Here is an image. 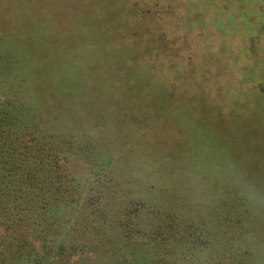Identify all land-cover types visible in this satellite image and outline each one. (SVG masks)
<instances>
[{
    "label": "rangeland",
    "instance_id": "374dc122",
    "mask_svg": "<svg viewBox=\"0 0 264 264\" xmlns=\"http://www.w3.org/2000/svg\"><path fill=\"white\" fill-rule=\"evenodd\" d=\"M2 72L9 98L22 79L28 99L81 105L78 124L48 127L96 148L98 165L72 159L62 173L72 190L55 232L77 248L47 264H151L169 218L205 223L204 241L231 236L220 196L246 202L228 179L264 187V0H0ZM236 224L234 242L263 256L264 207Z\"/></svg>",
    "mask_w": 264,
    "mask_h": 264
},
{
    "label": "trees",
    "instance_id": "16d2710c",
    "mask_svg": "<svg viewBox=\"0 0 264 264\" xmlns=\"http://www.w3.org/2000/svg\"><path fill=\"white\" fill-rule=\"evenodd\" d=\"M10 75L4 72L0 74V91L1 86L12 88L9 82L15 78H10ZM1 80L8 81L3 85ZM21 80V83L18 82L20 88L25 86L22 90L27 86H30L26 88L28 91L35 89L32 82L30 85V82ZM22 90L19 91L22 97L17 100L0 92V264H47L49 257L68 262L67 259L74 254L72 249L75 251L77 246L58 240L55 232L59 212L57 207L61 204L66 206L70 202L72 190V184L67 179L63 180V172L72 159L83 162L88 160L92 165H98L94 159H90L94 158L91 152L96 148H91L94 147L90 145L91 141L85 143L84 139L73 140V135L67 131L68 137H62L65 130L58 124L48 127L53 121L66 126L78 124L82 120L81 105L71 104L67 97L49 96L45 91L40 93L43 99L39 102L35 100L38 92L32 91V99H28L23 95L28 92L23 93ZM43 105L51 107L50 114L41 112ZM228 180L234 187H238L233 178ZM222 186L225 190L228 188L226 184ZM102 188L104 190L105 187ZM130 191V198H134V189ZM236 193L234 189L226 191L220 196V204L217 206L220 215L218 222L220 220L222 226L228 224L233 229V232L230 231L231 236L204 241L209 234L206 233L205 223H201L204 226L201 227L192 221V230L188 232L184 230L181 221L177 223L176 219L173 222L169 218L164 227L166 236L163 234L158 245H153V251L159 257L153 259L151 264H264V255L245 252L234 242L244 232V227L236 223L243 221L246 205L251 211L256 208L250 207L246 201V204H239L240 199L235 196ZM175 211L180 212L178 207ZM22 226L30 227L34 233L22 232L25 230ZM30 235H33L35 241H32ZM132 236L129 235V238ZM90 238L86 237L87 241ZM87 241H84L83 247H90ZM91 243L94 244L93 241ZM123 250V247L115 248L112 255L115 252L122 253Z\"/></svg>",
    "mask_w": 264,
    "mask_h": 264
},
{
    "label": "clouds",
    "instance_id": "9594fccd",
    "mask_svg": "<svg viewBox=\"0 0 264 264\" xmlns=\"http://www.w3.org/2000/svg\"><path fill=\"white\" fill-rule=\"evenodd\" d=\"M233 180L250 207H264V187L251 182L240 174H233Z\"/></svg>",
    "mask_w": 264,
    "mask_h": 264
}]
</instances>
